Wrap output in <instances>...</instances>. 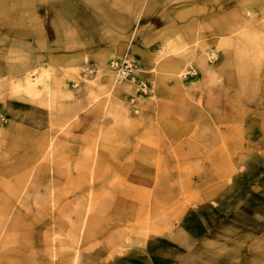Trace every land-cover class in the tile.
<instances>
[{"label":"rangeland","instance_id":"obj_1","mask_svg":"<svg viewBox=\"0 0 264 264\" xmlns=\"http://www.w3.org/2000/svg\"><path fill=\"white\" fill-rule=\"evenodd\" d=\"M121 51L24 74L0 55V264H264V0H208L151 72L173 78L138 66L146 94Z\"/></svg>","mask_w":264,"mask_h":264},{"label":"crops","instance_id":"obj_2","mask_svg":"<svg viewBox=\"0 0 264 264\" xmlns=\"http://www.w3.org/2000/svg\"><path fill=\"white\" fill-rule=\"evenodd\" d=\"M207 1L38 0L37 7L20 10L19 21L11 17L13 12L0 13V55L8 64L12 63V58L19 57L23 74L30 65L33 68L50 67L59 72L65 66L76 65L82 55L83 58L91 57L103 51L101 53L107 56L108 49L118 48L122 49V54L132 56L143 78L171 79L172 74L161 77L160 73H151L154 67L171 64V58L159 59V54L169 41L185 32L198 30L204 24ZM19 41L20 45L14 49L13 42ZM181 65L182 61L176 62V66ZM71 79H64L67 91L72 90ZM195 79L181 84L198 82L200 76ZM148 84L151 87L149 81ZM183 88H158L155 95L161 98L163 90H167L168 98L180 97L184 94ZM146 98L151 99L152 96ZM151 102L154 105V101ZM168 107L172 111L184 110L179 104ZM149 124L150 128L154 127V122L149 121ZM261 127L256 126L259 133ZM259 161L264 164V161ZM251 207L262 208L255 204Z\"/></svg>","mask_w":264,"mask_h":264},{"label":"built area","instance_id":"obj_3","mask_svg":"<svg viewBox=\"0 0 264 264\" xmlns=\"http://www.w3.org/2000/svg\"><path fill=\"white\" fill-rule=\"evenodd\" d=\"M110 66L115 69L121 78L131 81L136 86L137 91L140 94L148 93L149 89L147 84L140 81L136 76L138 65L134 59H113L110 62ZM131 102H133V100H131Z\"/></svg>","mask_w":264,"mask_h":264},{"label":"bare ground","instance_id":"obj_4","mask_svg":"<svg viewBox=\"0 0 264 264\" xmlns=\"http://www.w3.org/2000/svg\"><path fill=\"white\" fill-rule=\"evenodd\" d=\"M2 4V3H1ZM110 66V65H109ZM111 68H110V71L112 72V73H116L115 75H117L118 76V78H120V79H122L119 75H118V73L115 71V69L112 67V66H110ZM260 117V121H259V118H257V117H255L254 116V120L256 121L255 122V124H257V125H262V124H264V116H262V115H259ZM250 118V117H249ZM262 119V120H261ZM210 120V119H209ZM250 129H251V127H250ZM262 166H264V165H262ZM261 167V166H260ZM262 168H264V167H262ZM259 212V211H258ZM188 263L189 264H197L195 261H193V259H189V261H188Z\"/></svg>","mask_w":264,"mask_h":264}]
</instances>
